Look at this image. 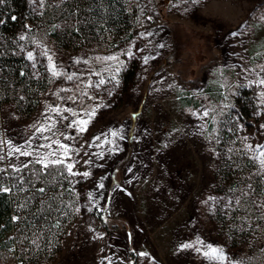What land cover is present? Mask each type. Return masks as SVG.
I'll use <instances>...</instances> for the list:
<instances>
[{"label":"rangeland","instance_id":"1","mask_svg":"<svg viewBox=\"0 0 264 264\" xmlns=\"http://www.w3.org/2000/svg\"><path fill=\"white\" fill-rule=\"evenodd\" d=\"M139 1L147 16L119 48L64 54L42 36L31 45L53 80L29 119L0 106V170L63 163L85 184L52 264H245L251 247L231 249L214 222L227 198L212 180L224 156L216 132L243 90L256 109L231 144L264 172V0ZM134 61L124 92L119 74ZM90 206L129 232L107 230Z\"/></svg>","mask_w":264,"mask_h":264},{"label":"trees","instance_id":"2","mask_svg":"<svg viewBox=\"0 0 264 264\" xmlns=\"http://www.w3.org/2000/svg\"><path fill=\"white\" fill-rule=\"evenodd\" d=\"M142 16L147 15L139 0H0V106L11 107L22 120L38 111L53 80L45 65L30 58L27 51L41 36L64 54L87 52L94 46L112 50L134 39ZM165 22L171 25L168 19ZM136 70L134 61L120 72L124 92L134 82ZM240 95L237 107L227 113L226 121L222 118V129L216 132L221 139L217 148L224 156L214 171L212 185L227 202L218 205L214 222L231 249L251 247L243 257L245 264H264L256 252L264 225L255 220L259 217L264 221L259 208L264 202V172L254 173L257 163L231 144L238 124L250 125L248 120L256 109L253 92L243 90ZM78 179L63 163L49 167L30 163L0 170V264H52L57 260L80 219L85 184ZM240 193L248 199L245 207L235 201L242 197ZM93 208L89 210L104 221L107 230L121 226L129 232L127 222L107 218L104 211ZM131 255L135 259L134 250Z\"/></svg>","mask_w":264,"mask_h":264},{"label":"snow or ice","instance_id":"3","mask_svg":"<svg viewBox=\"0 0 264 264\" xmlns=\"http://www.w3.org/2000/svg\"><path fill=\"white\" fill-rule=\"evenodd\" d=\"M81 130H83V129H81ZM261 154L264 155V152H262ZM45 166H47V165H45ZM214 251H215V250H214Z\"/></svg>","mask_w":264,"mask_h":264}]
</instances>
